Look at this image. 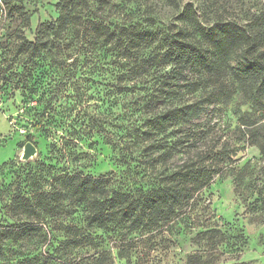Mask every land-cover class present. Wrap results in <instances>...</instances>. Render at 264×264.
I'll use <instances>...</instances> for the list:
<instances>
[{"label":"rangeland","instance_id":"rangeland-1","mask_svg":"<svg viewBox=\"0 0 264 264\" xmlns=\"http://www.w3.org/2000/svg\"><path fill=\"white\" fill-rule=\"evenodd\" d=\"M58 1L15 0L11 13L0 8V264H16L28 252L38 254L39 264H90L102 249L111 252L110 264H187L193 254L204 255L209 263L264 264V157L246 139L240 119L256 116L251 104L239 91L228 102L211 105L196 120V139L187 143L192 147H181L183 151L169 162L158 161L161 151L149 150L164 137L147 134L151 114L144 108L145 98L156 86L157 71L142 81L133 79L129 70L134 61L123 57L124 45H103L92 30L76 34L69 50L78 70L73 79L68 78L69 86L59 83L60 68L50 56L30 58L20 53L23 37L34 39L40 24L58 17ZM188 1L200 14L205 6L218 2L118 0L106 5V23L115 26L136 17L155 18L162 25L175 21ZM262 1L221 0L220 6L226 17H234ZM57 92L59 99L47 106ZM36 122L40 126L35 127ZM30 138L36 140L38 153L23 160ZM199 155L208 162L220 158V172L157 229L134 234L126 229H121L123 233L88 230L84 208L76 207L72 215L41 222V235L17 233L33 219H20L10 210L11 200L17 193L49 188L56 174L110 173L113 184L130 185L134 180L162 177L166 170ZM207 226L220 228L224 238L218 242L201 237ZM69 230L98 238L95 245L64 248ZM58 247L62 248L57 251Z\"/></svg>","mask_w":264,"mask_h":264},{"label":"trees","instance_id":"trees-1","mask_svg":"<svg viewBox=\"0 0 264 264\" xmlns=\"http://www.w3.org/2000/svg\"><path fill=\"white\" fill-rule=\"evenodd\" d=\"M216 1L211 3L214 7L205 6L201 14L195 3L188 1L175 21L162 25L155 18L133 17L125 24L111 26L106 23V5L118 0H99L98 4L93 0H59L58 17L40 24L34 39L23 37L20 53H28L30 58L50 56L60 68L59 83L69 86L68 78L73 79L78 70L69 50L76 34L92 30L103 45H124L123 57L134 61L129 70L133 79L142 81L157 71L156 86L145 98L144 108L151 114L147 134L152 138L155 133L164 137L161 143L149 146L150 152L161 151L156 156L158 161L169 162L175 153L183 151L181 147H192V143H187L196 139V120L211 105L226 103L240 91L244 102L250 103L256 113L254 118H240L245 137L259 147L264 157V1L254 10L234 17H226L221 0ZM14 2L3 0L1 10L11 13L16 9ZM58 99L59 93H54L47 106L52 107ZM37 126L40 122L35 123ZM28 141L37 143L33 138ZM215 159L217 162H208L209 158L199 155L185 160L173 171L166 170L162 177L134 180L130 185L113 184L110 173L56 174L49 188L17 193L11 200L10 210L20 219H33L30 225L23 223L17 233L41 235V222L60 214L72 215L76 207L84 208L88 230L117 229L123 233L121 229H126L134 234L157 229L211 183L222 163L218 162L220 158ZM130 167L127 166L129 172ZM72 230L64 248L95 245L98 237ZM199 235L209 237V241L224 238L217 226H207ZM28 253L16 264H39L38 254ZM97 253L90 258V264H110L112 256L108 249ZM123 253L120 250V256ZM187 264L219 262L209 263L204 255L193 254ZM223 264L247 263L237 260Z\"/></svg>","mask_w":264,"mask_h":264},{"label":"water","instance_id":"water-1","mask_svg":"<svg viewBox=\"0 0 264 264\" xmlns=\"http://www.w3.org/2000/svg\"><path fill=\"white\" fill-rule=\"evenodd\" d=\"M38 153V147L32 141H28L24 145L22 159L29 160Z\"/></svg>","mask_w":264,"mask_h":264},{"label":"built area","instance_id":"built-area-1","mask_svg":"<svg viewBox=\"0 0 264 264\" xmlns=\"http://www.w3.org/2000/svg\"><path fill=\"white\" fill-rule=\"evenodd\" d=\"M0 3L2 4L3 3V0H0Z\"/></svg>","mask_w":264,"mask_h":264}]
</instances>
